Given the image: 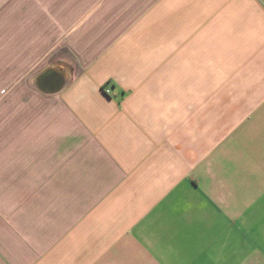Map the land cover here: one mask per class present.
I'll use <instances>...</instances> for the list:
<instances>
[{
    "label": "crops",
    "instance_id": "crops-1",
    "mask_svg": "<svg viewBox=\"0 0 264 264\" xmlns=\"http://www.w3.org/2000/svg\"><path fill=\"white\" fill-rule=\"evenodd\" d=\"M84 8L120 30L5 98L0 264H264V0Z\"/></svg>",
    "mask_w": 264,
    "mask_h": 264
},
{
    "label": "rangeland",
    "instance_id": "rangeland-1",
    "mask_svg": "<svg viewBox=\"0 0 264 264\" xmlns=\"http://www.w3.org/2000/svg\"><path fill=\"white\" fill-rule=\"evenodd\" d=\"M18 1L0 7V117L8 95L13 110L21 97L35 107L41 96L32 86L35 77L59 63L83 66L121 28L93 14L97 9H85V0H29V7H14ZM70 1H77L76 8H69Z\"/></svg>",
    "mask_w": 264,
    "mask_h": 264
}]
</instances>
